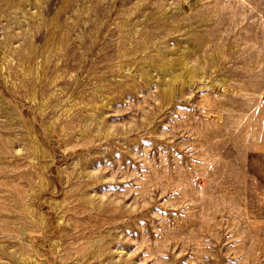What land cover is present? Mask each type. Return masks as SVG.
<instances>
[{
  "label": "rangeland",
  "instance_id": "374dc122",
  "mask_svg": "<svg viewBox=\"0 0 264 264\" xmlns=\"http://www.w3.org/2000/svg\"><path fill=\"white\" fill-rule=\"evenodd\" d=\"M0 264H264V0H0Z\"/></svg>",
  "mask_w": 264,
  "mask_h": 264
}]
</instances>
